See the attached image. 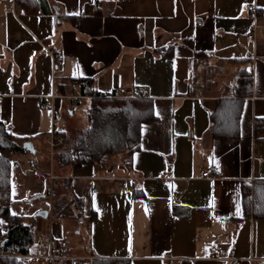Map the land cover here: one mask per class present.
<instances>
[{"label": "crops", "instance_id": "0c3cea01", "mask_svg": "<svg viewBox=\"0 0 264 264\" xmlns=\"http://www.w3.org/2000/svg\"><path fill=\"white\" fill-rule=\"evenodd\" d=\"M249 4L264 23V0H0V128L35 148L11 153L9 201L34 242L0 264H264V218L244 200L264 181V32L248 37ZM94 92L155 116L136 149L59 173L48 137L68 129L65 100L89 112ZM230 102L238 134L222 138L214 112ZM8 231L0 211V241Z\"/></svg>", "mask_w": 264, "mask_h": 264}, {"label": "trees", "instance_id": "16d2710c", "mask_svg": "<svg viewBox=\"0 0 264 264\" xmlns=\"http://www.w3.org/2000/svg\"><path fill=\"white\" fill-rule=\"evenodd\" d=\"M73 81L80 83L84 91L86 81L78 78ZM245 82L250 83L249 74L246 75ZM91 98L87 125L76 127L71 132L67 129L57 132V135L63 136L62 141L55 147L57 153L55 160L59 166L103 161L115 153L136 149L139 146L143 122L155 116L151 103L137 98H119L100 92L92 93ZM238 112L237 102L218 105L213 117L215 134L222 138L235 137L238 134ZM0 146V211L7 215L9 220V231L5 240L0 241V251L28 254L35 238L34 224L21 222L12 215L9 201L11 153L29 150L17 144L15 138L3 128H0ZM244 200L248 210L251 208L255 216L264 218V181L256 182L254 185L244 184ZM64 204L63 200L61 203L57 202L58 207ZM58 211L56 208L55 212ZM6 264L26 262L23 258L12 257ZM86 264H114V261L95 259L92 263ZM119 264L126 263L122 260Z\"/></svg>", "mask_w": 264, "mask_h": 264}, {"label": "built area", "instance_id": "2783aa9c", "mask_svg": "<svg viewBox=\"0 0 264 264\" xmlns=\"http://www.w3.org/2000/svg\"><path fill=\"white\" fill-rule=\"evenodd\" d=\"M248 10H250L252 12V26H251V29L248 33V37L250 39H256V36H257V32L259 30L263 31L264 32V23L260 21V16L257 14V7L255 4H249L248 5ZM43 50L44 51H47L51 54V56H53V68L54 70H60L62 68V66L64 65V62H65V58L63 55H60L58 54L53 48H48L46 46H43ZM72 86L73 87H76L77 86V83L72 81ZM148 94L146 91H143L141 94H139L138 97H147ZM71 97L77 99L80 97V95H71ZM3 102V97L0 95V104ZM45 103L43 104V107H45ZM57 132L56 130H53L49 137H48V143H49V146H50V149L52 151V153L54 152L55 150V147H56V144L60 141H62L63 139V136H59L57 135ZM36 163H38V161H36ZM219 174H218V170L216 168H210V169H207L203 172V176H206V177H217ZM178 199L176 196H174V198L172 199V202L173 203H177ZM211 258H215L214 255H212ZM237 263L239 264L241 262V259H237L236 260Z\"/></svg>", "mask_w": 264, "mask_h": 264}, {"label": "rangeland", "instance_id": "374dc122", "mask_svg": "<svg viewBox=\"0 0 264 264\" xmlns=\"http://www.w3.org/2000/svg\"><path fill=\"white\" fill-rule=\"evenodd\" d=\"M89 105H90V102H87L86 105L83 106L82 108L79 107L80 109H78V108L74 109L72 107L71 102L68 100H65L64 107H66V108L62 111L61 115L59 116V121H58L59 125L61 126L63 118L65 116H67L66 123H67V127H68L67 130H69V132H71L72 129H74L76 127H83V126L87 125V123H88L87 112H88ZM67 107H68V109H67ZM73 109H74V113H72ZM52 154L54 155L53 158L55 159L56 155H57L56 151L53 152ZM56 166H57L58 172L60 173L61 169H59V167H62V166H59L58 163L55 161V167ZM61 180H63V179H61ZM63 185H64V182H63ZM65 186H66V183H65Z\"/></svg>", "mask_w": 264, "mask_h": 264}, {"label": "water", "instance_id": "95a60500", "mask_svg": "<svg viewBox=\"0 0 264 264\" xmlns=\"http://www.w3.org/2000/svg\"><path fill=\"white\" fill-rule=\"evenodd\" d=\"M24 147H25L27 150L29 149L30 151L35 152V148L32 146V143L29 142V141H27V142L24 143Z\"/></svg>", "mask_w": 264, "mask_h": 264}]
</instances>
